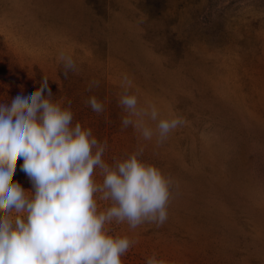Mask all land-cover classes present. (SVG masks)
<instances>
[{
	"label": "rangeland",
	"instance_id": "obj_1",
	"mask_svg": "<svg viewBox=\"0 0 264 264\" xmlns=\"http://www.w3.org/2000/svg\"><path fill=\"white\" fill-rule=\"evenodd\" d=\"M61 50L78 69L67 79ZM125 75L138 108L185 119L162 145L156 121L145 118L151 140L122 130ZM43 76L71 101L74 123L107 141V162L142 147L172 182L162 227L108 226L135 241L122 264L153 253L167 264H264V0H0V102ZM22 164L13 182L32 191Z\"/></svg>",
	"mask_w": 264,
	"mask_h": 264
},
{
	"label": "clouds",
	"instance_id": "obj_2",
	"mask_svg": "<svg viewBox=\"0 0 264 264\" xmlns=\"http://www.w3.org/2000/svg\"><path fill=\"white\" fill-rule=\"evenodd\" d=\"M58 60L65 79L78 71L63 50ZM122 79V130L132 127L151 140L154 133L145 118L156 121L159 146L186 124L183 117L161 118L154 105L138 108L137 97L129 94L131 81L126 75ZM48 82L43 76L33 93L0 102V264H122L135 241L110 234L108 226L162 227L169 216L172 182L141 159L142 147L107 162V141L74 123L71 101L55 99ZM97 86L98 81H91L88 90ZM85 103L97 114L104 111L95 96ZM19 158L32 191L13 182ZM98 201L107 206L100 210ZM145 264L167 262L153 253Z\"/></svg>",
	"mask_w": 264,
	"mask_h": 264
}]
</instances>
